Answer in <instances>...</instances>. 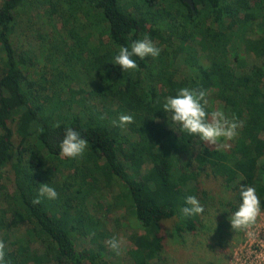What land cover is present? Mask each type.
I'll list each match as a JSON object with an SVG mask.
<instances>
[{
  "label": "trees",
  "instance_id": "16d2710c",
  "mask_svg": "<svg viewBox=\"0 0 264 264\" xmlns=\"http://www.w3.org/2000/svg\"><path fill=\"white\" fill-rule=\"evenodd\" d=\"M135 1L0 3V241L6 264H111L117 252L104 241L117 238L124 225L134 231L127 251L132 264L160 261L164 222L174 221L175 240L194 234L209 209L222 205L227 215L238 209L241 186L256 188L264 213V0H192L193 10L183 0ZM31 12L45 14L46 21L58 15L71 43L39 35L36 50L19 48L15 40L23 24L32 25ZM81 13L90 16L84 26L100 37L94 46L80 38V20L67 23ZM254 28L262 36L249 39L245 33ZM145 35L160 55L134 57L138 69L124 73L115 56ZM238 42L259 65L239 57ZM179 61L187 71L176 78L171 70ZM72 71L93 83L82 99L65 92H72ZM183 87L207 92L209 112L244 122L225 150L181 132L163 111L166 97ZM121 114H131L133 123L118 127ZM69 127L88 141L80 158L59 155ZM2 176L11 179L9 187ZM213 181L229 200L212 193ZM43 184L58 196L34 205ZM100 194L104 216L94 210ZM189 195L203 214L183 215ZM115 213L121 216L112 232L108 218ZM18 221L28 226L24 236L5 242ZM83 239L90 246L81 249Z\"/></svg>",
  "mask_w": 264,
  "mask_h": 264
},
{
  "label": "rangeland",
  "instance_id": "374dc122",
  "mask_svg": "<svg viewBox=\"0 0 264 264\" xmlns=\"http://www.w3.org/2000/svg\"><path fill=\"white\" fill-rule=\"evenodd\" d=\"M2 0H0L1 3ZM125 3L129 2L133 5L137 4L135 0H124ZM75 7L79 8V4L76 1L74 4ZM33 15L29 17L27 23L32 24L31 26L22 25V33L20 36H17L15 43L19 45V48L25 49H37L39 48L41 41L40 36L51 39L53 36H57L59 39L65 40L69 44L71 43V37L68 34L69 26H63L61 19L58 18V15H53L47 21L42 18H37L38 14L31 12ZM36 17V18H35ZM68 18L67 23L70 25L81 21L80 25H76L78 29V34L83 41H86L89 45L98 44V33H94L91 28H86L84 26V21L90 18V16L84 17L83 13L78 15V18L71 19ZM39 19V20H37ZM90 23V22H88ZM80 27V28H79ZM53 29L60 31V37L55 34ZM246 36L249 39H256L262 36L258 28H254L252 33L247 34ZM102 40L106 39V34L101 37ZM48 42V41H47ZM241 42H238L236 45L240 49L239 57L247 62V65L256 64L259 65L260 61L246 52ZM174 70H171V73L176 76V78L183 76L186 73V67H183L181 61L176 62L174 65ZM71 75H74V81L71 83V91L68 92L70 96L74 99H82L84 94L89 90H92L93 83L83 75L82 72L72 71ZM183 73V74H182ZM68 74V70H67ZM81 90V92H80ZM83 91V92H82ZM84 93V94H83ZM63 99V98H62ZM102 110V109H101ZM221 146L209 147L217 148L220 150H225L230 144V141L224 142L221 141ZM226 143L227 146H222ZM4 173V171L2 172ZM5 175V174H4ZM2 183L9 187L10 178L6 179L2 176ZM11 177V176H10ZM208 186L213 194L218 198L219 195L229 200L230 195L226 193L217 182H209ZM116 192L117 189L115 190ZM105 194V193H104ZM102 196V197H101ZM104 197L102 194L98 197L99 205H95V211L98 215H105L104 210ZM204 215L202 220L203 226L200 230L196 231L194 234L184 235L180 240H175L172 235V228L174 226V221H166L163 223V228L165 230L166 240H161L162 243V260H151L149 264H264V213L261 211L260 216H258L255 225H253L247 231H233L229 222V216L226 212L228 211L222 205L211 208ZM101 216V218H102ZM121 214H112L109 216L108 228L112 232H116V225L114 219L120 217ZM103 219V218H102ZM116 226V227H115ZM28 228L27 224L24 222L18 221L16 225L5 235L3 239L5 242H9L15 239H20L24 236L26 229ZM117 231V239L121 241V247L119 249V254L114 258H109L111 264H132L131 260L127 255V251L132 247L129 240V236L134 231L128 226H121ZM101 241V240H99ZM107 243V239L104 241ZM79 244L81 249L83 247H89L90 243L88 240H80Z\"/></svg>",
  "mask_w": 264,
  "mask_h": 264
},
{
  "label": "clouds",
  "instance_id": "9594fccd",
  "mask_svg": "<svg viewBox=\"0 0 264 264\" xmlns=\"http://www.w3.org/2000/svg\"><path fill=\"white\" fill-rule=\"evenodd\" d=\"M160 52L161 49L149 36L145 35L127 47H120L114 58V65H119L124 73L135 71L138 65L134 57L141 60L146 57L156 58ZM206 97L207 92L203 90L196 91L183 87L178 89L174 96L166 97L163 111L170 114L172 123L178 126L181 132L196 136L211 147L221 146V141H231L236 137L244 122L238 120L235 115L229 118L221 110L209 112ZM131 123H133L131 114H121L117 126L124 128ZM222 146L227 145L225 143ZM88 147V141L78 131L69 127L65 130L64 138L59 144V155L69 159L80 158ZM57 196L58 193L53 187L43 184L40 185L37 197L32 200V203L38 205L42 202V198L55 200ZM239 196L241 202L238 209L229 216V222L233 231H247L255 225L261 214V202L254 186H241ZM185 205L181 209L185 217L198 216L205 211L194 195L185 198ZM107 243L119 254L120 240L113 237ZM4 248L3 241H0V264H6Z\"/></svg>",
  "mask_w": 264,
  "mask_h": 264
},
{
  "label": "water",
  "instance_id": "95a60500",
  "mask_svg": "<svg viewBox=\"0 0 264 264\" xmlns=\"http://www.w3.org/2000/svg\"><path fill=\"white\" fill-rule=\"evenodd\" d=\"M183 2L189 5L192 10L194 9V4L192 0H183Z\"/></svg>",
  "mask_w": 264,
  "mask_h": 264
}]
</instances>
